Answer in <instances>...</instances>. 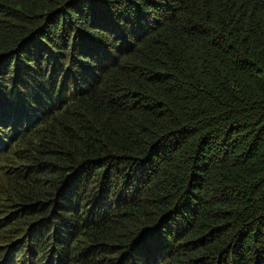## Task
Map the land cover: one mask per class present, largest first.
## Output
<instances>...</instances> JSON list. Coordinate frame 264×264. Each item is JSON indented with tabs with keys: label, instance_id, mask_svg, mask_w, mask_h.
<instances>
[{
	"label": "trees",
	"instance_id": "trees-1",
	"mask_svg": "<svg viewBox=\"0 0 264 264\" xmlns=\"http://www.w3.org/2000/svg\"><path fill=\"white\" fill-rule=\"evenodd\" d=\"M0 264H264V0H0Z\"/></svg>",
	"mask_w": 264,
	"mask_h": 264
},
{
	"label": "rangeland",
	"instance_id": "rangeland-1",
	"mask_svg": "<svg viewBox=\"0 0 264 264\" xmlns=\"http://www.w3.org/2000/svg\"><path fill=\"white\" fill-rule=\"evenodd\" d=\"M8 209L7 208H2L0 209V214L5 215L7 213Z\"/></svg>",
	"mask_w": 264,
	"mask_h": 264
}]
</instances>
